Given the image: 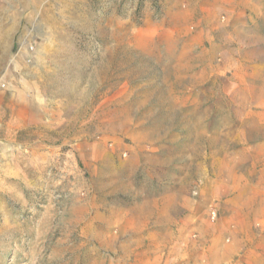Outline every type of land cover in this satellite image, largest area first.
Listing matches in <instances>:
<instances>
[{
    "label": "rangeland",
    "instance_id": "obj_1",
    "mask_svg": "<svg viewBox=\"0 0 264 264\" xmlns=\"http://www.w3.org/2000/svg\"><path fill=\"white\" fill-rule=\"evenodd\" d=\"M0 133V264L219 258L264 176V0H0Z\"/></svg>",
    "mask_w": 264,
    "mask_h": 264
},
{
    "label": "crops",
    "instance_id": "obj_2",
    "mask_svg": "<svg viewBox=\"0 0 264 264\" xmlns=\"http://www.w3.org/2000/svg\"><path fill=\"white\" fill-rule=\"evenodd\" d=\"M227 198L222 203L221 224L222 233L231 236L232 243L221 250L219 258L202 264H264V176L256 183L235 186ZM150 201L141 200L134 205L135 214H131L129 221L132 233L146 225L154 206ZM247 244L250 248L245 249ZM168 264L189 263L170 261Z\"/></svg>",
    "mask_w": 264,
    "mask_h": 264
},
{
    "label": "built area",
    "instance_id": "obj_3",
    "mask_svg": "<svg viewBox=\"0 0 264 264\" xmlns=\"http://www.w3.org/2000/svg\"><path fill=\"white\" fill-rule=\"evenodd\" d=\"M213 219L216 220L218 218L216 212H212Z\"/></svg>",
    "mask_w": 264,
    "mask_h": 264
},
{
    "label": "bare ground",
    "instance_id": "obj_4",
    "mask_svg": "<svg viewBox=\"0 0 264 264\" xmlns=\"http://www.w3.org/2000/svg\"><path fill=\"white\" fill-rule=\"evenodd\" d=\"M1 134V133H0Z\"/></svg>",
    "mask_w": 264,
    "mask_h": 264
}]
</instances>
